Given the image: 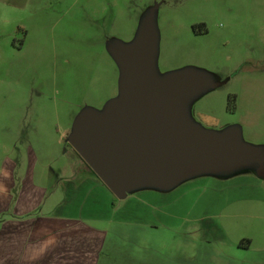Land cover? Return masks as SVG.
<instances>
[{"label": "rangeland", "instance_id": "obj_1", "mask_svg": "<svg viewBox=\"0 0 264 264\" xmlns=\"http://www.w3.org/2000/svg\"><path fill=\"white\" fill-rule=\"evenodd\" d=\"M89 1L95 0L83 4ZM100 1L104 15L99 8L67 14L53 5L46 18L0 24V128L6 132L15 120L24 127L17 148L28 154L32 143L39 152L35 128L47 130L51 169L83 178L63 131L82 113H101L119 98L113 52L134 44L148 25L160 79L186 73L206 83L188 93L184 118L203 131L234 134L264 161V0ZM243 163L202 171L154 196L113 198L112 207L100 199V206L116 221L144 222L142 238L165 264H209L225 256L256 264L264 253V178L256 164ZM83 204L90 205L88 197ZM240 245L247 249L237 250Z\"/></svg>", "mask_w": 264, "mask_h": 264}, {"label": "crops", "instance_id": "obj_2", "mask_svg": "<svg viewBox=\"0 0 264 264\" xmlns=\"http://www.w3.org/2000/svg\"><path fill=\"white\" fill-rule=\"evenodd\" d=\"M83 1L0 0V24L12 23L13 17L46 18L53 5L68 9L67 14L79 8H99V15L107 13L100 0L85 4ZM73 123L63 131L68 150ZM17 125L15 120L6 132L0 128V264H165L142 238L147 230L144 222L134 225L128 217L116 221L100 206L102 199L111 203L116 197L73 149V162L83 178L63 177L61 171L57 173L63 167L51 169L54 159L49 160L47 130L35 128L41 137L39 152L32 143H27L28 154L17 148L24 130ZM6 135L11 139L7 141ZM49 191L60 202L54 203ZM142 194L154 196L159 191L145 189L129 197ZM86 197L90 205L85 208ZM141 203L146 204L142 200ZM156 241L151 244L158 245ZM238 247L237 250L244 248ZM256 260V264H264V253ZM208 262L246 264L228 256L211 257Z\"/></svg>", "mask_w": 264, "mask_h": 264}, {"label": "water", "instance_id": "obj_3", "mask_svg": "<svg viewBox=\"0 0 264 264\" xmlns=\"http://www.w3.org/2000/svg\"><path fill=\"white\" fill-rule=\"evenodd\" d=\"M148 25L138 40L113 52L120 71V95L101 113L74 120L69 145L118 199L150 189L168 190L202 171L264 161L232 133H211L183 116L188 93L206 84L194 74L161 80L153 63L155 45Z\"/></svg>", "mask_w": 264, "mask_h": 264}, {"label": "trees", "instance_id": "obj_4", "mask_svg": "<svg viewBox=\"0 0 264 264\" xmlns=\"http://www.w3.org/2000/svg\"><path fill=\"white\" fill-rule=\"evenodd\" d=\"M229 111H231V112L234 111V107H232V106L229 105ZM77 156H78V155H77ZM78 157H79V156H78ZM79 158H80V157H79ZM80 159H81V158H80Z\"/></svg>", "mask_w": 264, "mask_h": 264}]
</instances>
